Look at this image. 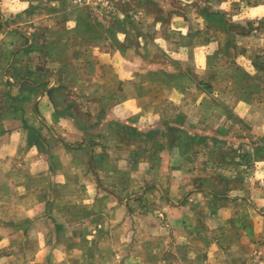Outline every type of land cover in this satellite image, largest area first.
I'll return each mask as SVG.
<instances>
[{"label": "rangeland", "instance_id": "374dc122", "mask_svg": "<svg viewBox=\"0 0 264 264\" xmlns=\"http://www.w3.org/2000/svg\"><path fill=\"white\" fill-rule=\"evenodd\" d=\"M178 16L183 17L185 28L175 27L173 18ZM154 30L160 34L161 44L165 40L167 48L175 47V52L181 46L192 47L201 41H214L219 45L207 56L208 67L202 74L194 70L195 59L178 58L175 61L165 48L160 53L148 54L147 59L162 62V67L158 75L147 72L146 81L150 77L161 78L163 85L158 84L156 88L166 95L173 88L181 93V89L191 83L198 88L192 99L204 93L220 94L223 101L199 107L206 111L212 109L215 116L219 110L227 109L233 113V99L252 94L256 103L249 110H253L254 117L235 119L227 114L224 119L183 118L178 120V133L173 128L172 131L168 127L166 131L161 128V141L173 144L177 136L178 151L182 156L179 163L171 167L176 171L171 176L173 179L168 183L166 177L163 183L166 185L162 188L166 193H172L171 201L177 203V211L169 207L160 217L150 216V213L142 216L140 221L146 228L141 230H133L138 224L136 216L132 225L129 221L131 233L123 230L122 221L117 222L111 226L113 229L109 228L113 231V245H95L91 240L96 238H89L90 243L88 238L87 242L81 240V245L67 244L75 236L73 230L69 231L71 235L66 237L64 234L61 239L57 238L56 230L48 233L46 241L49 243L44 246L25 244V218L19 216L23 211V199L14 200L13 217L19 222H15L16 228H3V212L8 209L5 204L8 193L6 190L4 193V189L11 186L9 182H0V192L4 194L2 198L0 196V264H264V0H1L0 33L4 36L0 39V80L19 82L17 86L22 87L17 92H23L26 87L27 95L32 99L41 95L42 90L46 91L54 107V120L68 113L84 125L87 131L84 136L93 139L98 133L95 128L94 131L89 129L93 124L97 125L101 110H110L116 104L117 94L120 95L123 89L126 96L132 95L133 90L142 92L141 87L137 89L129 84L121 87L122 80L112 62L119 61L122 56L136 59L138 47L151 40ZM117 51L119 57H113ZM2 88L0 101L5 100L1 99L5 93H9L5 85ZM144 89L148 95L156 90L154 85ZM22 101L12 102L17 112L23 109L25 102ZM8 104L6 99V109ZM31 106L37 109L35 102ZM163 108L169 111L175 107L166 103ZM4 109L2 107L0 111ZM218 123L230 131L225 136V143L224 138L221 142L225 153L230 152L228 149L234 143L239 145L241 139L234 155L226 153L223 160L218 149H212L218 138L210 133L209 139L207 136L202 139L204 135L196 130L205 124L217 132ZM32 125L34 128L29 131L27 140L29 144H36L38 137L44 136L46 146L41 151L48 155L50 171H54L52 165L57 164L56 154L61 149L58 135L52 131L47 133L37 121H32ZM116 125L122 127L120 123ZM232 127H235L237 137ZM112 141L108 142V147L113 146ZM205 145L211 149H202ZM27 152L23 146L15 149L12 159L9 157L12 160L9 165L14 167L12 188L19 193L21 186L34 185L36 188L31 192L40 190L47 207L56 212L63 189L57 182L50 181V175L35 177L30 174L26 166ZM0 162L4 173L7 166ZM145 184L136 187L133 193L142 190L145 194L152 193V182ZM225 191L227 195L219 196L218 192ZM232 191L239 194L230 195ZM140 203L147 207L154 200L147 197ZM115 217L121 219L122 215L117 211ZM159 224L168 228L151 230ZM129 234L132 244L127 245L124 237ZM36 235L34 231L33 237ZM190 235L200 239L197 249L191 247L193 249L189 250L177 243L178 239ZM212 246H217L214 254L220 252L222 263L216 255L208 261L200 256L197 261H184L190 252L207 254ZM39 250H44V254H39ZM126 253L141 255L143 260L129 261ZM172 253L179 259L167 260ZM90 254L104 259L112 256L113 259L103 263L74 261V258L91 257ZM156 257H162V260Z\"/></svg>", "mask_w": 264, "mask_h": 264}, {"label": "crops", "instance_id": "0c3cea01", "mask_svg": "<svg viewBox=\"0 0 264 264\" xmlns=\"http://www.w3.org/2000/svg\"><path fill=\"white\" fill-rule=\"evenodd\" d=\"M173 19L175 20V27H186L182 16L174 17ZM3 36L4 34L0 33V39ZM150 37V41L144 45L142 43L138 47V56L136 59H129L122 56V59L119 58V61L112 62L113 69L119 73L118 75L122 80L120 86L125 88L129 84V86H135L137 89L141 87L142 89L140 90L142 92L133 90L134 93L132 95L126 96L124 95L126 90L123 89L120 94L122 98L120 99L118 98L120 95L117 94L116 104L110 110H101L97 125L95 126L93 124L89 129L92 130L95 128V131L98 133L93 139H88L84 136V133L87 134L84 125L79 124L68 113H65L63 116H58L54 120V107L46 91L44 92L42 90L41 95H37L36 99H32V97L30 98L27 95L26 87L23 92H17L18 88L22 87V85L17 86L19 82L7 80L6 78L0 80V88L3 89L2 85H5L9 90V93H5V97L1 98L8 99V108L6 109L4 106L5 100L0 101V110H2V107L5 108V111H0V161L3 162L5 167L7 166L4 173L0 169V174H2L0 175V182H9L11 186L10 189H6V187L4 189V193L5 190L8 193L6 195L7 203H5L8 209L4 210V218H2L4 221H1V223H4L3 228L5 229L16 228L15 222L17 219L13 217L15 215L14 200L16 198H22L23 211L20 215L17 213L16 215H23L22 217L25 218V225H23L25 229V244L28 245L30 243L44 246L49 243L46 241V238L49 237L52 231L55 232L56 230L58 234L57 238L61 239L64 234H66V237L71 235L69 231L73 230L75 236L74 238L71 237L67 244L81 245V240L87 242V238H96L91 240L93 244L109 246L114 244L113 231H111L113 228L111 226H114L117 222L120 223L122 221L121 225L123 230L125 232L126 230L127 232L130 230L131 233V225L136 216L139 218L138 224L133 230H141L146 228L140 221L142 216L145 217V215H149L150 213V216L160 217L164 212L163 210L168 212L169 207L171 209L175 208L177 211V203L174 204L171 201L172 193H166L162 188L166 185L163 184L166 177L168 178V183L173 179L171 176L176 171L172 170L171 167L182 156L178 151L177 136L173 144L170 141H161L159 135L161 128H165V131L167 127L169 131H172L173 128V131L178 133V120L183 118H200L203 120L209 117H222L221 119H224L227 114L233 115L235 119H251L254 117L253 110H249V107H252L256 103L252 94H250L251 96L245 94L244 97L237 96L233 99V113L230 110L227 112V109L221 112L219 110L215 116L212 109L206 111L199 107L210 105V103H214L215 101L217 103L223 101L224 99L220 98V94L208 95L204 93L192 99V96L198 89L194 83L190 85L186 84L181 89V93L176 88L169 89V94L167 95L160 88L157 90L156 87H159L158 84L160 86L163 85L162 79L150 77L146 81L145 74L151 71L154 72V75L160 74L162 62L147 59L148 54L160 53L165 48L166 52L171 54L170 56L175 61H178V58H185L186 60L189 58L195 59L196 66L194 70L202 74L208 67L207 56L213 54L218 49L219 44L214 41H201L192 47L181 46L179 48L181 51L178 50L175 52L174 50H177L175 47L173 49L169 48L170 50L167 48L168 43L165 40L164 44H161L160 34L156 30H154V34ZM180 53H183V55ZM113 55V57L116 55L119 57L120 53L117 51ZM180 64H183V62L180 61ZM149 85H154L156 89L150 95L145 94L144 89V87ZM20 100H23L21 103H25L22 104L23 109L17 112V107L12 102L17 104ZM34 102L37 104V109H33L31 106ZM166 103H170V107L175 108L167 111V108H163V105ZM28 106L30 107L29 109ZM32 121L42 123V128L47 133L52 131L54 135H58V141L60 142L59 148L61 147V149L56 154L57 164L52 165L54 171H50L47 161L48 155L44 150L41 151V148L46 146L44 136L41 138L38 137L39 142L36 141V144L34 142L29 144L27 140L29 131L34 128ZM115 123H120L122 127L117 126ZM218 125L217 132L211 131L205 124L202 125L200 130L198 128L196 130L204 135L202 139H205V136L209 139L210 133L218 138L217 145L212 147V149H218L219 155L222 156L219 158L223 160L226 158V153L227 155H234L235 149L241 145V139H239V145L238 143H234L228 149L230 152L225 153L226 150L222 149L221 142H223L222 138H224L225 143V136L230 131L225 129V125L220 123ZM232 129L235 133V127H232ZM110 134L113 135L111 136ZM236 134H234L235 137H237ZM111 139H113V146L108 147V142ZM23 146H26L29 152H27L29 161L26 162V166H28V171L31 172L30 174H33L35 177L50 175V181L57 182L59 187L63 189L61 190L62 201L61 203L58 201L56 212L55 209L53 211L49 206L47 207L46 199L42 196L40 190H36L35 193L31 192V190L36 188L34 185L21 186L19 193L14 192L12 188L14 181L11 178L14 167H11L12 164L9 165V163L12 161L11 157L15 149L22 148ZM202 149L210 150L211 146L205 145ZM83 154L86 156L83 157ZM0 165H2L1 162ZM54 172L57 173L52 175ZM8 173H10L9 176ZM33 180L34 178L32 176L31 181ZM149 182H152L151 187L154 189L152 193L145 194L144 190L138 192V194L133 193L136 187H144L146 186L145 183ZM218 194L219 196H224L226 191L223 193L218 192ZM229 194L239 193L232 191ZM0 196L2 198L4 194L0 192ZM147 197L153 199L154 203H151V206H142L140 200L146 199ZM117 211L122 215L121 219L115 217ZM163 225L159 224L154 228H149L155 232L168 228L167 225ZM109 228L112 229L109 230ZM34 231H36L37 235L33 237ZM124 238L127 245L132 244L130 234L128 236L125 235ZM91 241L89 239V243ZM199 241L200 239L198 237L190 235L186 239H178L177 243H181L185 247H188L189 250H192L193 248L191 247H196L197 249V246L200 244ZM10 244H13V242H10ZM216 247H209L212 250H208L207 254L201 253L202 251L199 252L200 254L188 252L189 254L186 255L187 257L184 258V261H197L198 256L201 259L205 257L204 261H208L216 255L218 262L222 263L223 260H220V252L214 254ZM41 252L44 254L45 251H38L39 254ZM126 255L129 261L135 260L140 262L143 260L141 255H129V253H126ZM157 255L158 253L155 254V256ZM161 258L156 257L158 260H162ZM112 259V256L104 259L99 255H91V257L89 256L83 259L74 258V261L82 260L92 262L93 260L102 261L103 263ZM177 259L179 258L173 253L170 255V258H167L169 261H176Z\"/></svg>", "mask_w": 264, "mask_h": 264}]
</instances>
